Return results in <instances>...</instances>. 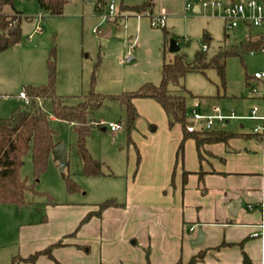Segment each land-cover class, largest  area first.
Returning a JSON list of instances; mask_svg holds the SVG:
<instances>
[{
	"label": "crops",
	"instance_id": "0c3cea01",
	"mask_svg": "<svg viewBox=\"0 0 264 264\" xmlns=\"http://www.w3.org/2000/svg\"><path fill=\"white\" fill-rule=\"evenodd\" d=\"M152 1V11L146 17L179 14L172 7L157 10ZM122 6L129 5H118V14L123 17L117 25L124 26L123 41L116 44V52H106L103 61L116 57V65L121 66L128 46L129 54L133 49L138 52L139 45L153 38L158 39L159 53L162 48L165 53L164 30L157 32L161 35H153L152 30L146 35L144 17L125 13ZM200 10L199 6L194 9L197 13ZM20 49L18 45L0 54V119L27 105L22 96L24 76L18 75L27 69ZM15 56L19 70L13 66L17 80L11 81L6 62ZM126 60L131 63L134 57L128 55ZM157 63L153 77L150 72L140 74L128 66L123 73L116 70V82H111L120 90H131L139 77L157 82L155 70L161 82L163 58ZM98 80L102 87L101 74ZM12 92H18V97L9 96ZM251 98L255 101L252 107L232 119L240 121L237 129L229 131L238 137L227 144L205 145L201 158L195 140L187 139L179 160L177 154L184 138L181 125L170 127L166 112L155 100H134L139 118L132 133L125 186L109 198L118 205L101 216L96 213L102 202L95 201L67 199L21 209L0 205V264H6L9 257V264L15 256L27 259L58 242L63 246L53 248L52 257L43 254L35 263L19 264H177L179 260L187 263L201 252L204 260L196 264H247L246 258L248 264H264V142L253 132L259 121L249 118L261 102L257 96ZM204 104L200 109L203 114L215 115V108L221 115L231 114H224L219 106L211 108L210 113L203 109ZM230 121L220 125L225 127ZM89 214L90 220L83 222ZM200 231L205 241L196 245Z\"/></svg>",
	"mask_w": 264,
	"mask_h": 264
},
{
	"label": "rangeland",
	"instance_id": "374dc122",
	"mask_svg": "<svg viewBox=\"0 0 264 264\" xmlns=\"http://www.w3.org/2000/svg\"><path fill=\"white\" fill-rule=\"evenodd\" d=\"M115 1L118 5L123 3L124 5L136 6L148 0ZM154 1L157 10L162 9V7H172L174 12L179 13L174 16H165L167 30L170 32L168 45L165 46L166 58L163 48L159 53L158 39L153 38L148 43L139 45L138 52L133 49L129 54L131 46H128L129 50L123 56L124 63L117 66L116 57L109 58L107 61H103V59L106 55L116 52V44L121 45L123 24L118 26L111 22L113 20L110 21L113 28V36L110 39H102L98 33L94 32L96 28L101 31L108 25L104 21L106 7L97 12L91 1L68 0L64 14L52 16L42 11L36 0H15L14 7L9 6L6 11L12 16H21L22 18L20 24L22 40L19 47L21 46L22 63L24 62L23 65H26L27 69L23 68L18 73L19 77L24 76V79L31 81L26 82L27 80L23 79L25 86L46 85L48 75L46 62L50 49L55 46L57 51L56 93L64 98L66 105L75 106L85 100V96L89 95L94 73L97 81L96 93L103 96H117L134 91L145 83H160L158 80L161 76H158L156 70L155 79H158L157 82L143 81L139 77L137 79L138 86H132L134 88L131 90H120L118 85L116 86V83L111 81L116 82V70L123 73L128 66H133L135 72L140 74L150 72L152 73L150 77H153V68L158 64L157 61L160 62V57L170 61L175 55L169 51L172 39L178 41L180 53L186 54L188 61H191L197 51H203L205 46L207 47L205 53L211 58L222 48L240 47L249 35H261V30L243 22L232 29L227 27L224 6L241 2V0H217L222 2L223 6L209 7H204L202 1L193 0L190 1L193 8L189 11L184 9L187 4L185 0ZM256 1L264 2V0ZM196 6L201 8L198 13L194 11ZM247 14H250L249 10ZM117 16L121 15L118 14ZM142 26L146 35H149L151 30L155 36L156 34L161 35L157 32H162V28L154 29L151 27L149 17L142 18ZM26 46L34 49L25 48ZM128 55L134 57L131 63H127ZM31 56L33 58L28 60V57ZM17 57L15 56L6 62L10 67L9 79H12L11 81L17 80L16 76L13 75L16 73L13 72V66L17 64ZM15 68L19 70L18 67L15 66ZM262 71H264V52L243 53L241 56H233L227 59L225 87L221 83L217 70L209 69L205 73H189L180 81V85L173 86L171 91L172 94L187 97L189 120L192 118L191 111L195 103H205L203 109L210 110V113H213L211 108L219 106L224 114L229 115L233 110L238 116L243 114V111H248L254 104L255 101L251 98V96H255L254 90H257L258 93L263 91L262 83L253 78L255 73ZM100 74L102 87L98 82ZM249 82H251L250 86H248ZM181 86H185L187 93L182 92ZM9 96L18 97V92H12ZM39 106L52 117L51 101L44 99L39 102ZM22 109L32 110L33 108L24 104ZM89 121L92 131L87 138L86 147L95 159L103 163L104 174L100 177H87L83 174V163L77 148L78 136L73 129L74 126L66 121L52 119L50 125L55 133V139L64 146L66 151V167L61 171L59 163L51 156L47 170L36 182L33 155L32 152H29L24 158L21 176L23 179H27L29 184H35V191L38 194L27 193L28 201L41 205L55 201H66L67 199L103 202L115 197L112 195L116 193V189L121 190L125 186V172L132 146L127 136L125 108L117 101L106 100L102 107L90 114ZM110 123L121 124L122 129L113 134L107 128ZM239 123L240 121L231 120L229 124L222 127L220 122L215 120L212 129L234 131ZM139 153L140 151L137 154L136 150L138 158ZM67 177L80 187V191L69 194L66 184ZM14 208L17 207L14 206ZM8 224L11 230V223ZM9 258L5 259L6 264H9Z\"/></svg>",
	"mask_w": 264,
	"mask_h": 264
},
{
	"label": "trees",
	"instance_id": "16d2710c",
	"mask_svg": "<svg viewBox=\"0 0 264 264\" xmlns=\"http://www.w3.org/2000/svg\"><path fill=\"white\" fill-rule=\"evenodd\" d=\"M40 9L52 16H61L68 0H36ZM94 3L95 11L100 12L105 4L101 0H90ZM15 0H0V54L16 47L22 40L21 16H12L6 8L14 7ZM264 3V2H263ZM153 1L148 0L136 6H122L121 11L136 16H149L152 11ZM123 15V14H122ZM119 16L113 21L118 24L123 16ZM111 22L109 24L112 26ZM165 46L168 45L170 33L165 29ZM264 48V39L260 34L249 35L240 47L220 49L213 57H208L205 51H197L193 60L188 61L187 55L176 53L172 60H164L162 68V79L160 84L145 83L134 91L125 92L117 96H103L96 93V74L91 81V91L85 96V100L75 106L66 105L64 98L56 93L57 74V51L52 47L47 58L48 82L42 86H25L26 103L32 110L15 109L9 117L0 119V205L15 206L18 209L29 207L34 204L28 201L27 193L38 194L35 191V184H29L27 179L21 176V169L24 165V158L29 152L33 155L34 177L38 182L41 175L47 170L48 162L53 151L61 145L55 139V133L51 128L52 118L66 121L73 125V129L78 136V154L83 163V174L87 177H100L104 174L103 163L95 159L87 149L86 141L90 136L92 128L89 116L104 105L106 100L117 101L126 112L127 136L132 142V133L136 129V122L139 118L138 110L134 105L136 99H153L158 102L167 114L170 127L181 125L184 131V138L178 151V160L183 154L184 145L187 139L196 142L197 151L202 157L203 147L207 144H227L232 138L239 135L229 131H207L193 132L187 130L189 123V111L187 107V97L184 95L172 94V87L179 86L180 81L189 73H205L209 69L217 70L223 87L226 86V61L233 56H241L243 53H255ZM165 48V58H166ZM182 92L187 93L185 86H181ZM48 99L51 101L52 117L42 110L39 102ZM140 157L138 158V163ZM67 190L69 194L80 191L69 177L66 178ZM55 204V202H52ZM118 205L115 199L106 200L98 204L96 215L101 216L102 212L108 208ZM89 214L83 222L91 218ZM63 246L62 242L51 246L43 252H38L27 259L18 256L13 257L11 264H19L21 261L35 263L40 255L52 257V249ZM204 260V253L191 258L187 263L179 260L177 264H196ZM248 264V259H245Z\"/></svg>",
	"mask_w": 264,
	"mask_h": 264
},
{
	"label": "built area",
	"instance_id": "2783aa9c",
	"mask_svg": "<svg viewBox=\"0 0 264 264\" xmlns=\"http://www.w3.org/2000/svg\"><path fill=\"white\" fill-rule=\"evenodd\" d=\"M90 1V0H86ZM104 2L105 7L107 8L106 15L104 17V21L109 24V21L116 19L118 16V6L116 4L115 0H101ZM187 2L186 4V10H191L193 6L190 4V1L193 0H185ZM203 2L204 7L209 6H223L222 2H219L217 0L214 1H208V0H199ZM225 13V18L227 20V27L229 29L235 28L239 25V23L243 22L245 24H248L250 26H254L261 30V35L264 39V3H260L256 0H250L246 1L243 0L238 3H231L230 5H226L223 8ZM250 11V14H247V11ZM140 17V16H138ZM151 26L153 28H165L166 26V18L165 16H154L150 18ZM95 33L99 34V29L96 28L94 30ZM207 47L205 46L203 48V51H206ZM262 52H264V48L262 49ZM253 54V53H252ZM253 78L263 85V91L261 93H258L257 90H254V95L257 96L260 99V104L255 105L252 114L249 117L252 120L259 121V124L256 125V127L253 129V132L255 134H258L262 137L264 142V71L257 72L254 74ZM24 98H26V94H22ZM201 104L195 103L191 115L192 118L189 120L187 130L190 133L193 132H207L211 131L214 125L215 120H218L221 123H225L227 120H232L237 118L235 116L234 112H231L229 116L221 115L220 109L215 108V115H206L200 112ZM112 132H117L122 129L121 124H114L110 123L107 127Z\"/></svg>",
	"mask_w": 264,
	"mask_h": 264
},
{
	"label": "water",
	"instance_id": "95a60500",
	"mask_svg": "<svg viewBox=\"0 0 264 264\" xmlns=\"http://www.w3.org/2000/svg\"><path fill=\"white\" fill-rule=\"evenodd\" d=\"M98 36L102 39H110L113 36V28L111 25H107L106 28L102 29ZM180 46L178 41L172 39L170 41L169 51L172 54H176L180 52ZM53 157L54 159L59 163L61 171H63L66 167V151L64 146L60 145L53 151ZM231 213V212H230ZM205 241V236L200 231L198 238L195 242L196 245H201Z\"/></svg>",
	"mask_w": 264,
	"mask_h": 264
}]
</instances>
